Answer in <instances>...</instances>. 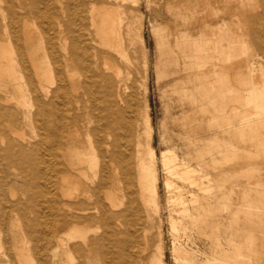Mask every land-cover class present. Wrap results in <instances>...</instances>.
I'll return each mask as SVG.
<instances>
[{
  "label": "bare ground",
  "instance_id": "6f19581e",
  "mask_svg": "<svg viewBox=\"0 0 264 264\" xmlns=\"http://www.w3.org/2000/svg\"><path fill=\"white\" fill-rule=\"evenodd\" d=\"M139 1L0 0V80L14 86L0 117L33 128L12 132L0 153L17 170H0V195L8 188L24 206L21 224L8 225L3 264H165L163 231L150 233L152 210L164 220L158 160L171 228L189 216L200 173L151 144L143 15L131 11ZM156 2L164 11L174 0Z\"/></svg>",
  "mask_w": 264,
  "mask_h": 264
},
{
  "label": "rangeland",
  "instance_id": "374dc122",
  "mask_svg": "<svg viewBox=\"0 0 264 264\" xmlns=\"http://www.w3.org/2000/svg\"><path fill=\"white\" fill-rule=\"evenodd\" d=\"M131 11L143 15L151 144L158 158L167 150L200 173L196 200L187 203L189 216L171 228L158 160L164 220L160 227L152 210L150 233L163 231L164 263L264 264V0H174L164 11L156 0H140ZM136 69L130 68L141 98L143 79ZM1 80L0 97L13 94V84ZM15 131L33 135L32 127L9 126L0 117V153ZM0 170L17 172L3 162ZM4 189L0 264L4 252L12 256L8 225L13 219L21 224L24 209ZM62 262L67 264L65 257Z\"/></svg>",
  "mask_w": 264,
  "mask_h": 264
}]
</instances>
